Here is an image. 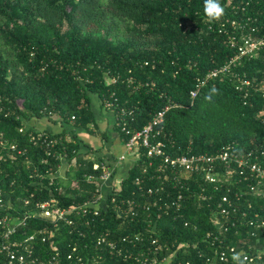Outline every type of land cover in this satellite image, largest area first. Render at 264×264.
Here are the masks:
<instances>
[{
	"label": "trees",
	"instance_id": "trees-1",
	"mask_svg": "<svg viewBox=\"0 0 264 264\" xmlns=\"http://www.w3.org/2000/svg\"><path fill=\"white\" fill-rule=\"evenodd\" d=\"M229 1L220 0L225 8L220 20L230 17L245 21L251 16L250 26H258L264 32V0H234L241 2L238 10H233ZM204 7L205 0H0V106L9 111L8 116L0 115V140L28 150L25 155L13 158L9 149L0 147L6 155V160L0 161V190L6 202L23 208L21 199L31 193L33 202L50 198L47 185L51 174L47 170L52 167L56 171L61 160L48 157L49 166H42L46 176L44 188L33 184L26 157L37 162L38 154L47 155L46 147L39 148L31 142L29 133L35 132L32 127L20 131L22 122L44 116L51 119L49 112L69 128L50 132L61 142L52 151L56 153L66 145L67 160L71 163L76 160L66 174L69 177L66 184L55 178L52 186L55 197L61 206L93 198L94 184L84 175L94 171V159L82 151V141L73 129L87 128L95 122L94 97L98 95L102 100L109 91H116L122 105L135 109L134 120L129 117L134 130L147 124L170 98L180 105L172 107L165 118L170 142L208 153L234 144L238 152L254 149L264 165V121L260 117L264 97L260 93L252 92L246 99L235 81L221 78L207 85L193 102L190 98L196 76L223 64L236 52L225 42L227 33L219 31L220 24L215 19L212 28L204 22ZM261 54L237 68L256 86L264 84L263 50ZM146 60L155 61L157 66H144ZM108 74L118 76V82L107 86ZM131 76L147 85L129 84L127 78ZM117 130L126 138L120 127ZM67 135L73 136L76 143L68 142ZM96 158L100 160L103 156L98 154ZM145 163L146 158L139 164ZM139 174L136 167L121 180L118 200L136 197L134 191L140 197L142 193L135 184ZM151 175V170L145 174L144 186L160 183L150 180ZM58 184L65 192L55 189ZM229 186L238 190V184L224 183L221 193L232 194ZM187 200L183 213L191 222L189 226L183 220L152 210L160 227L156 237L170 246L162 253H174L168 264H238L233 257L222 261L220 252L226 249L230 255L227 245L252 240L250 231L257 233L264 245V230L247 227L242 216L246 212L247 218L264 219V192L242 193L238 202L240 212L234 216L237 225L226 223L228 230L216 226L212 210L204 203L199 204L194 195H188ZM79 223L82 225V221ZM146 224L126 215L117 218L113 210L95 216L91 226H82L85 231L95 228L94 236H79L75 230L72 232L73 226L64 222L51 233V227L42 219L28 220L27 225L19 227L16 236L23 239L35 235L33 258L45 262L55 256L56 246L58 257L53 264H134L130 257L98 245L96 238L110 231L112 240L121 244L128 255L132 252L136 256L142 243L133 247L123 242L122 237ZM40 229L51 233V239L43 241ZM207 233L212 237L207 238ZM215 235L220 240L214 242ZM184 241L190 243L189 247L177 248ZM250 264H264V254Z\"/></svg>",
	"mask_w": 264,
	"mask_h": 264
},
{
	"label": "built area",
	"instance_id": "built-area-1",
	"mask_svg": "<svg viewBox=\"0 0 264 264\" xmlns=\"http://www.w3.org/2000/svg\"><path fill=\"white\" fill-rule=\"evenodd\" d=\"M228 4H231L233 10H238L241 7V2H234V0H230ZM247 4H249V1H247ZM203 20L205 23H209L208 26L212 28L213 19L206 15ZM215 20L220 24L219 31L227 33L225 42L236 48V52L223 64L196 76L194 85L189 92L192 102L207 85L221 78H230L235 81L236 88L244 93L246 99L251 96L252 92L260 93L264 97V84L256 86L247 77L246 73L242 75L237 71L242 62L262 55L261 51H264V32H261L258 26H250L251 16L245 21L230 17ZM143 65L152 68L157 66L155 61L149 60L144 61ZM106 76L105 84L107 86L117 83L119 80L118 76L109 74ZM127 82L138 84L137 87L147 85V83L138 81L132 76L127 78ZM102 105L105 109L114 112L117 127H120L126 135V138H124L118 131L125 151L116 159L111 160L103 155L100 160L93 157L92 169L94 171L84 175L88 182L94 184L95 193L92 199L73 203L69 206L60 205L59 199L54 195L53 182L55 178L60 179L62 177L61 169L65 163L68 166V171L71 164H75L76 160L73 159L72 163L67 160L66 145H64L63 150H57L56 153L52 151L61 142L57 137L52 136L50 132L35 129V132L29 133L31 142L39 148L44 149L46 147L47 153L46 156L38 154L36 156L37 162L31 157H26L28 168L29 170L32 169L29 177L32 179L33 184L44 188V178L46 176L42 166L44 164L49 166L48 157L55 156L61 160V163L57 165L56 171L52 170V167H48L47 172L51 174V181L47 185L50 193L49 199L33 202L31 197L34 196V193H31L28 197L21 199L23 208H15L11 203L6 202L2 197L3 192L0 190V264H53V261L57 259L58 249L56 246L53 247L56 254L52 259L45 262L38 257L33 258L35 235L23 239L16 236L19 227L27 225L28 220L42 219L47 221L48 226L51 227V233L59 228L60 222H64L68 226H73L72 232L75 230L79 236L86 237L87 234L94 236L96 230L94 228L85 231L82 226H91L95 216H99L101 212L109 213L113 210L117 218H124L126 215L131 220L147 223L135 233L123 235L122 237L123 242H129L133 247L138 243H142V246L137 251L138 255L134 256L132 252L128 255L121 244L119 245L109 237L110 231L98 235L96 238L98 245L107 246L119 255L130 257L133 259L134 264H168L172 261L174 253L171 255L162 253L168 250L170 246L163 245L156 237L160 227L158 217L152 214L153 209L171 215L174 219L183 220L185 226H189L191 222L185 217L183 210L185 211L189 203L187 196L194 195L199 204L204 203L212 210L215 215L216 226L220 230L223 228L228 230L229 226L226 223H232L233 226L237 225V219L234 216L240 212L238 202L242 198V193L246 191L252 193L264 192V165L259 162L258 154H255L254 149L242 153L237 151L234 144H227L214 153L195 152L191 145L183 146L170 142L166 132L165 118L172 107L180 106L179 103L172 102L170 98L161 109L155 112L147 124L135 130L129 121V117L132 121L134 120L135 109L122 105L116 91L105 93L102 98ZM2 114L8 116L9 111L0 106V115ZM49 114L51 116L56 115L52 112H49ZM260 117L264 121V109L261 111ZM28 128V122H22L20 131H25ZM67 141L76 143L71 135H67ZM0 147L1 150L9 149L14 154L13 158L25 155L28 151L19 147L16 143H10L2 139L0 140ZM262 153L264 154V150ZM126 155L133 156V168L137 167L138 172H141L136 176L135 184L142 194L138 197L136 195L137 191H134L133 196L137 198L128 197L118 200L117 194L121 189V181L118 185L115 177L118 165L126 158ZM144 158H146V163L144 165L139 164ZM2 160H6V155L3 151H0V161ZM220 167H226L227 169L223 171ZM150 170L152 171L150 180L160 183L156 185L146 183V186H144L145 174ZM224 183L238 184V190L230 189L231 186H229V191L231 190L232 194H222L221 186ZM13 184H15V180L11 182V185ZM55 189H62L65 192L60 184ZM31 203L33 204L31 205ZM146 213L147 215L144 216ZM242 216L246 218L245 225L247 227L255 226L260 231L264 230V219L247 218L246 212H243ZM255 217L258 218L259 215L256 214ZM79 220L82 221V225H80ZM104 220L105 218L101 221ZM38 231L43 234V241L51 239V233L43 229ZM249 235L252 238L249 242L240 241V245H227L226 248L230 250L231 254L228 255V252L224 249L220 252V259L229 261L238 253L244 264H250L255 259H260L264 254L261 237L254 231H250ZM146 237L149 239L146 240ZM206 237H212L211 233H207ZM217 240H220L218 236H216L214 242ZM75 244L78 245L77 242ZM76 245L74 250L77 248ZM189 245L188 241H184L180 242L177 248H187ZM68 257L71 258V255H68Z\"/></svg>",
	"mask_w": 264,
	"mask_h": 264
},
{
	"label": "crops",
	"instance_id": "crops-1",
	"mask_svg": "<svg viewBox=\"0 0 264 264\" xmlns=\"http://www.w3.org/2000/svg\"><path fill=\"white\" fill-rule=\"evenodd\" d=\"M93 110L96 115V120L94 123H90L87 128L76 127L73 131L76 133L77 137L82 141V151L90 154L93 157H97L98 154L108 157L111 159H116L119 155L123 154L125 147L121 141L117 125L116 118L113 111L107 110L102 105V100L98 95L94 97L92 103ZM44 120L42 127H36L37 123ZM29 127L36 130H44L51 133H59L67 129V126L62 123V121L57 117L53 116L51 119L49 116H44V118H33L28 121ZM69 130V128L67 129ZM96 150L97 153L92 154ZM134 160L132 155H126V158L122 160L118 165V170L116 172L115 180L118 182L123 180L130 171L133 169ZM68 166L66 163L61 169L60 181L62 184H66L69 181V177H64L67 172Z\"/></svg>",
	"mask_w": 264,
	"mask_h": 264
},
{
	"label": "clouds",
	"instance_id": "clouds-1",
	"mask_svg": "<svg viewBox=\"0 0 264 264\" xmlns=\"http://www.w3.org/2000/svg\"><path fill=\"white\" fill-rule=\"evenodd\" d=\"M204 11L210 19H219L225 12V8L221 5L220 0H205ZM215 89H213V92ZM233 259L238 261V264H244L240 259V254L233 256Z\"/></svg>",
	"mask_w": 264,
	"mask_h": 264
},
{
	"label": "rangeland",
	"instance_id": "rangeland-1",
	"mask_svg": "<svg viewBox=\"0 0 264 264\" xmlns=\"http://www.w3.org/2000/svg\"><path fill=\"white\" fill-rule=\"evenodd\" d=\"M43 124H44V120H41V121H40V124L37 123L36 127H42ZM95 153H97L96 150H94V151L92 152V154H95ZM100 155H101V154H100ZM116 182H117V181H116ZM117 183H118V185H119V184H120V181L118 180Z\"/></svg>",
	"mask_w": 264,
	"mask_h": 264
}]
</instances>
